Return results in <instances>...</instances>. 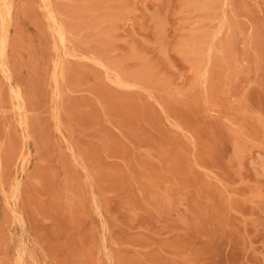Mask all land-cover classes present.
<instances>
[{"label":"rangeland","instance_id":"374dc122","mask_svg":"<svg viewBox=\"0 0 264 264\" xmlns=\"http://www.w3.org/2000/svg\"><path fill=\"white\" fill-rule=\"evenodd\" d=\"M0 264H264V0H0Z\"/></svg>","mask_w":264,"mask_h":264}]
</instances>
